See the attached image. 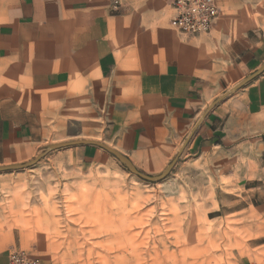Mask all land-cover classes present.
Listing matches in <instances>:
<instances>
[{"label": "crops", "instance_id": "0c3cea01", "mask_svg": "<svg viewBox=\"0 0 264 264\" xmlns=\"http://www.w3.org/2000/svg\"><path fill=\"white\" fill-rule=\"evenodd\" d=\"M171 1L0 0V166L91 139L157 175L180 151L175 165L227 188L210 211L231 248L222 264H264V70L221 97L264 63V0H216L211 30L188 37ZM51 152L113 158L93 144ZM11 250L21 240L0 228V264Z\"/></svg>", "mask_w": 264, "mask_h": 264}, {"label": "rangeland", "instance_id": "374dc122", "mask_svg": "<svg viewBox=\"0 0 264 264\" xmlns=\"http://www.w3.org/2000/svg\"><path fill=\"white\" fill-rule=\"evenodd\" d=\"M111 157L84 163L50 151L0 172V228L56 264H222L231 248L210 211L229 202L223 182L181 159L147 181Z\"/></svg>", "mask_w": 264, "mask_h": 264}, {"label": "built area", "instance_id": "2783aa9c", "mask_svg": "<svg viewBox=\"0 0 264 264\" xmlns=\"http://www.w3.org/2000/svg\"><path fill=\"white\" fill-rule=\"evenodd\" d=\"M113 11L118 10L120 0H110ZM173 24L184 37L208 33L219 13L216 0H172ZM8 264H39V259L19 250L8 252Z\"/></svg>", "mask_w": 264, "mask_h": 264}, {"label": "water", "instance_id": "95a60500", "mask_svg": "<svg viewBox=\"0 0 264 264\" xmlns=\"http://www.w3.org/2000/svg\"><path fill=\"white\" fill-rule=\"evenodd\" d=\"M263 70H264V63L256 71H254L253 73H251L248 76H246L238 84H236L234 87H232L227 92H225L221 97H223L227 93L233 91L237 87L245 84L246 82H248L249 80H251L252 78L257 76L258 74H260ZM221 97L217 98L213 103H215ZM77 144H93V145H98V146L102 147L107 152L112 154L116 159H118V161L122 165H124L132 174H134V175H136V176H138V177H140L142 179H145L147 181H159V180L163 179L164 177H166L167 174L170 172L171 168L176 163L177 158H178V156L180 154V151H179L177 153V155L172 159V161L167 165V167L161 173H159L157 175H148V174L142 173L139 170H137L132 165V163L130 162V160L126 156H124L123 154L119 153L118 151H116L112 147H110V146H108V145H106V144H104V143H102L100 141H96V140L76 139V140H70V141H63V142H56V143L48 144L45 147V149L42 152H40L39 154H37L33 159H31L29 161H26L24 163L2 165V166H0V172L13 170V169H21V168H25V167L31 166L35 162H37L42 156H44L47 152H49L51 150L59 149V148H62V147H68V146H72V145H77Z\"/></svg>", "mask_w": 264, "mask_h": 264}]
</instances>
